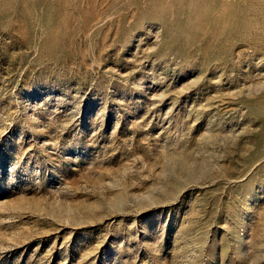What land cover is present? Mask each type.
<instances>
[{
  "label": "rangeland",
  "instance_id": "1",
  "mask_svg": "<svg viewBox=\"0 0 264 264\" xmlns=\"http://www.w3.org/2000/svg\"><path fill=\"white\" fill-rule=\"evenodd\" d=\"M264 0H0V264H264Z\"/></svg>",
  "mask_w": 264,
  "mask_h": 264
},
{
  "label": "built area",
  "instance_id": "2",
  "mask_svg": "<svg viewBox=\"0 0 264 264\" xmlns=\"http://www.w3.org/2000/svg\"><path fill=\"white\" fill-rule=\"evenodd\" d=\"M263 20H264V15H263Z\"/></svg>",
  "mask_w": 264,
  "mask_h": 264
}]
</instances>
